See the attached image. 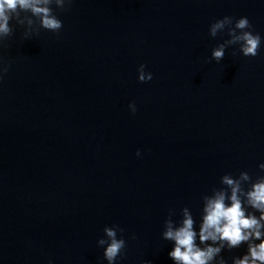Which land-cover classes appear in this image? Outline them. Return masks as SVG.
<instances>
[{
  "label": "water",
  "instance_id": "95a60500",
  "mask_svg": "<svg viewBox=\"0 0 264 264\" xmlns=\"http://www.w3.org/2000/svg\"><path fill=\"white\" fill-rule=\"evenodd\" d=\"M52 9L59 33L21 11L0 45V264H107L96 243L106 224L125 230L119 264H173L169 210L178 220L187 205L199 220L225 172L261 174L264 44L256 56L229 46L217 62L211 50L228 37L209 24L246 15L264 36V0ZM140 64L151 80H138ZM245 250L221 254L231 264Z\"/></svg>",
  "mask_w": 264,
  "mask_h": 264
},
{
  "label": "clouds",
  "instance_id": "9594fccd",
  "mask_svg": "<svg viewBox=\"0 0 264 264\" xmlns=\"http://www.w3.org/2000/svg\"><path fill=\"white\" fill-rule=\"evenodd\" d=\"M53 3L62 7L65 0H0V45L14 34L11 21L21 11L37 17L41 28L59 33L63 21L53 11ZM68 3L71 6L73 0ZM225 33L228 38L211 50V57L217 62L224 58L229 46H237L234 52L238 50L244 56H256L264 44V36L254 30L246 15H224L209 24L211 37ZM23 36L31 35L25 32ZM7 71L8 66L0 61V81ZM137 72L141 82L153 77L144 64L139 65ZM128 107L132 113L137 111L135 101H129ZM136 155H141L140 149ZM258 168L261 174L255 178L247 170H241L239 175L225 172L220 177L221 186L203 195L199 220L187 205L180 210L178 220L172 218L174 210H169L161 235L172 243L168 256L173 264H229L221 253L241 245L246 250L241 255H233L231 264H264V161ZM124 231L119 224L103 227L104 235L96 243L103 249V260L107 264H119L123 258L127 248ZM131 238L135 239V234ZM48 264H54L52 258L48 259ZM143 264H152V261L145 260Z\"/></svg>",
  "mask_w": 264,
  "mask_h": 264
}]
</instances>
